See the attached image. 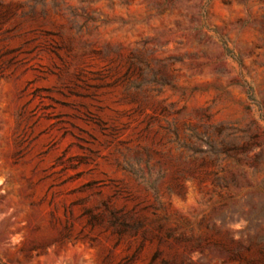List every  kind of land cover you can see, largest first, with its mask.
Listing matches in <instances>:
<instances>
[{"label":"rangeland","instance_id":"rangeland-1","mask_svg":"<svg viewBox=\"0 0 264 264\" xmlns=\"http://www.w3.org/2000/svg\"><path fill=\"white\" fill-rule=\"evenodd\" d=\"M0 264H264V0H0Z\"/></svg>","mask_w":264,"mask_h":264},{"label":"trees","instance_id":"trees-1","mask_svg":"<svg viewBox=\"0 0 264 264\" xmlns=\"http://www.w3.org/2000/svg\"><path fill=\"white\" fill-rule=\"evenodd\" d=\"M224 48H225V50H226L227 52H229L228 47H224ZM126 226H129V225H126ZM133 226H134L135 229H138V228H139V225H138V224L133 225Z\"/></svg>","mask_w":264,"mask_h":264}]
</instances>
